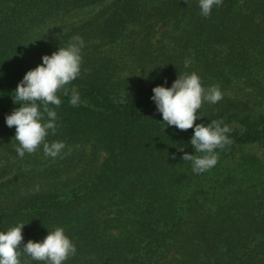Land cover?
<instances>
[{
    "label": "trees",
    "instance_id": "trees-1",
    "mask_svg": "<svg viewBox=\"0 0 264 264\" xmlns=\"http://www.w3.org/2000/svg\"><path fill=\"white\" fill-rule=\"evenodd\" d=\"M76 35L81 75L49 105L47 141L66 147L20 158L5 123L14 89ZM191 72L249 89L198 110L195 123L233 129L199 175L177 151L194 153L193 129L167 126L150 99ZM0 73V231L25 223L21 249L61 226L77 248L65 264H264V0H223L207 18L198 0H0Z\"/></svg>",
    "mask_w": 264,
    "mask_h": 264
},
{
    "label": "clouds",
    "instance_id": "clouds-1",
    "mask_svg": "<svg viewBox=\"0 0 264 264\" xmlns=\"http://www.w3.org/2000/svg\"><path fill=\"white\" fill-rule=\"evenodd\" d=\"M222 4L223 0H198L200 15L207 18L213 8ZM83 47L84 40L79 35L73 36L65 46H58L50 55H42L41 63L27 70L18 81L12 95L13 103L18 107L5 116V123L9 128L15 126L14 138L18 142L15 151L20 158L42 146L44 154L55 159L65 149L64 141H47L49 134L55 135L57 129V112L49 105L58 108L62 102L58 92L63 90L67 94L65 86L81 75ZM151 91L150 99L167 126L178 130L193 129L188 143L194 153L184 151V146H177V151L182 153L181 160L189 162L195 174L211 170L218 163L217 150L232 143L229 134L233 129L222 119L208 123L195 121L201 117L198 110L204 102L216 104L223 99L219 86L205 88L201 77L191 72L177 75L170 86L156 85ZM69 102L72 106L84 103L75 88ZM170 156L176 159L175 153ZM24 225L17 223L0 231V264H21V253L42 264H65L76 255L75 244L61 226L47 229L42 240H28L21 249Z\"/></svg>",
    "mask_w": 264,
    "mask_h": 264
},
{
    "label": "rangeland",
    "instance_id": "rangeland-1",
    "mask_svg": "<svg viewBox=\"0 0 264 264\" xmlns=\"http://www.w3.org/2000/svg\"><path fill=\"white\" fill-rule=\"evenodd\" d=\"M248 90L249 89L247 87H245L243 84H237L233 88H231L229 90H226L223 93L227 94V95L230 94V95L235 96V97H241V95H243ZM99 155H100V159H102L104 157V153L103 152H100ZM29 158L30 157H28V159ZM28 164H30V163H26V162L24 163L23 166H25L24 167L25 169L30 168V167H27ZM33 175H35V173Z\"/></svg>",
    "mask_w": 264,
    "mask_h": 264
}]
</instances>
